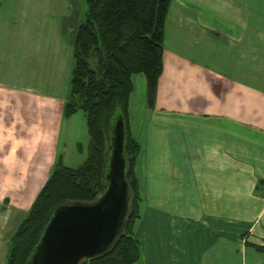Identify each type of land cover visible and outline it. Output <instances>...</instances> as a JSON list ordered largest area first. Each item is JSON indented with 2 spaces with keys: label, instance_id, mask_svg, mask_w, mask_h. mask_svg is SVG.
<instances>
[{
  "label": "crops",
  "instance_id": "0c3cea01",
  "mask_svg": "<svg viewBox=\"0 0 264 264\" xmlns=\"http://www.w3.org/2000/svg\"><path fill=\"white\" fill-rule=\"evenodd\" d=\"M6 6L19 15H0V264L53 164L65 166L59 123L72 65L71 44L43 20L44 0ZM170 14L186 24L177 45L165 32ZM134 79L135 264H264L255 250L264 245V0H170L152 109L135 98Z\"/></svg>",
  "mask_w": 264,
  "mask_h": 264
},
{
  "label": "trees",
  "instance_id": "16d2710c",
  "mask_svg": "<svg viewBox=\"0 0 264 264\" xmlns=\"http://www.w3.org/2000/svg\"><path fill=\"white\" fill-rule=\"evenodd\" d=\"M84 2L83 20L72 34V65L62 117L83 114L87 155L75 168L63 166L60 158L56 160L9 238L4 264H26L54 208L69 203L88 204L103 192L109 129L117 114L124 122V177L131 206L122 234L105 253L81 264H135L139 258L134 226L140 217V197L134 165L140 148L129 133L128 98L131 77L142 74L146 106L153 108L162 72L164 23L170 0ZM263 185L259 181L256 191ZM255 250L264 253V245L255 246Z\"/></svg>",
  "mask_w": 264,
  "mask_h": 264
},
{
  "label": "water",
  "instance_id": "95a60500",
  "mask_svg": "<svg viewBox=\"0 0 264 264\" xmlns=\"http://www.w3.org/2000/svg\"><path fill=\"white\" fill-rule=\"evenodd\" d=\"M124 122L113 117L103 192L88 204L69 203L51 212L26 264H81L102 255L117 237L131 206L123 157Z\"/></svg>",
  "mask_w": 264,
  "mask_h": 264
},
{
  "label": "rangeland",
  "instance_id": "374dc122",
  "mask_svg": "<svg viewBox=\"0 0 264 264\" xmlns=\"http://www.w3.org/2000/svg\"><path fill=\"white\" fill-rule=\"evenodd\" d=\"M7 0H0V15L8 16L19 15L18 8H10L6 6ZM86 6L84 0H44L43 20L51 19L58 26L61 32V38L66 45H70L72 41V32L74 28L83 20ZM175 14H170V19L165 27V32L170 41L175 45L178 43V35H183L186 24L175 20ZM169 43V41H168ZM172 46V45H171ZM141 79L138 83L134 79V96L137 99L141 96V100L145 101V82L142 74H136ZM138 102H134V110H138ZM60 134V155L63 164L69 168H75L80 165L87 155L88 136L86 133L85 121L83 114L77 112L68 119H63L59 123ZM80 146L78 149L77 147ZM136 228V223L134 230Z\"/></svg>",
  "mask_w": 264,
  "mask_h": 264
}]
</instances>
